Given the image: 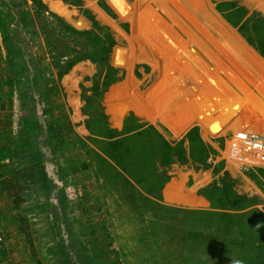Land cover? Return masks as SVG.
<instances>
[{"label":"rangeland","instance_id":"374dc122","mask_svg":"<svg viewBox=\"0 0 264 264\" xmlns=\"http://www.w3.org/2000/svg\"><path fill=\"white\" fill-rule=\"evenodd\" d=\"M42 1L51 11L82 30L92 27L91 21L81 13L80 7L88 9L102 26L111 31L114 38L116 31L119 32L118 39H122L120 30L127 34L131 30L134 36L132 23L136 11L148 0L134 8L130 23L115 21L118 18L108 0H82L81 6L62 0ZM238 1L250 12L261 13L247 0ZM262 2L264 0H255L258 4ZM92 3L98 7V12ZM210 3L213 12L222 18L223 15L216 11L213 0H210ZM153 6L156 7L154 3ZM36 12L37 7L31 0H0V106L4 102L1 99L6 101L7 98L11 100L10 109L17 105L20 111L18 124L21 125L17 134L5 133L7 137L4 138L1 133L3 125L0 124V175L24 179L19 180V183L8 180L1 183L10 195L9 203H6V199L3 200L4 207H11V220L17 221L16 227L14 223L10 226V235L19 236L12 246L8 239L0 243V252L3 253L0 264H178L182 256V249L178 245L180 237L178 236L175 244L161 239L156 246L152 240V227L148 218L135 210L131 202L124 200L119 192L106 190L103 181L96 178L94 168L84 167L85 162H90L91 156L80 147L76 139V135L82 138L90 135L85 124L88 115L83 112L87 104L82 99V91L88 89V94L92 93L94 80L100 76L99 69L97 64L90 60L82 61L58 80L52 65H46V61L44 62L47 52ZM160 13L168 19L163 12ZM223 21L234 33V37L244 43L258 59L246 39L224 19ZM204 22L206 24V21ZM117 44L128 48L125 43L120 44L116 40ZM109 64L118 69L121 78L119 68L110 60ZM135 75L143 82V90L150 87L156 79L155 75H151L147 64H138ZM261 80L264 82V76ZM122 89L129 93L126 87L118 86L106 102L105 99L102 101L109 125L119 128L116 126L130 115L140 122L147 120L152 124L148 120L150 116L144 113L146 110H127L126 102L116 110L117 123H112L110 101L114 100L111 98H114L116 91L121 90L119 92L123 93ZM131 95L132 100H138L136 93ZM236 106L239 108L237 104ZM220 109L225 111L223 107ZM235 111L237 109L232 106L230 117ZM245 112L256 117V120L243 121L241 115ZM5 117L10 118L9 114ZM250 125L260 126L261 130H255ZM158 129L170 141H179L185 136L184 134L182 138L175 139L168 130ZM236 129L264 132V121L247 108L240 112L220 135L210 136L199 127L201 137L215 147L216 155L210 158L208 164H200L193 161L187 152L184 156L176 157L172 164L193 165L197 169L211 171L214 179L210 184L232 183L241 195H246L242 193H247L254 187L262 196H246L256 198L258 207L264 210V174L260 172V168L252 171L243 168L239 160L232 163L230 148H224ZM221 140H224L223 146ZM222 159L225 160V166L221 169ZM172 164L169 166V174L179 181L172 171ZM243 183H248L246 192H241ZM16 191L20 192V200L17 199L19 196ZM0 196L4 198L3 195Z\"/></svg>","mask_w":264,"mask_h":264},{"label":"trees","instance_id":"16d2710c","mask_svg":"<svg viewBox=\"0 0 264 264\" xmlns=\"http://www.w3.org/2000/svg\"><path fill=\"white\" fill-rule=\"evenodd\" d=\"M31 1L37 7L36 15L47 50L44 62L52 65L58 80L82 61L90 60L99 69L100 76L94 80L92 93L88 94V89L82 91V99L87 104L83 110L88 115L85 124L90 135L87 138L76 135V139L91 156L84 167L94 168L96 178L103 181L106 190L119 192L135 210L148 218L156 246L161 239L175 244L180 237L178 245L182 256L178 264H233L236 260L242 264H264V210L258 207L256 198L246 196L261 197L259 190L255 191L253 187L242 193L246 195H241L232 183L185 182L187 176L184 175L179 176L178 181L168 173L167 167L176 157L187 152L200 164H208L216 155V150L201 137L199 127L191 128L179 141H170L158 128L168 130L172 138H180L166 126L156 125L151 118L148 120L155 126L147 120L140 122L133 115L124 119L121 128L109 125L102 101L110 88L122 79L118 86L126 87L131 94L136 93L143 83L135 75L136 66L147 64L151 75L155 68L153 56L131 30L129 34L120 30L122 39H118L119 32L115 31L118 43H125L128 48H116L112 60L110 55L116 40L88 9L80 7L92 27L82 30L49 10L42 0ZM62 1L82 5V0ZM143 1L108 0V4L118 18L115 21L130 23L134 8ZM213 2L223 17L264 56V15L250 12L238 0ZM109 60L119 68L121 78ZM241 116L243 121L256 120L248 112ZM250 127L261 130L260 126ZM201 134L203 136L202 131ZM221 144L224 145V140ZM224 166L225 160L222 159L220 168ZM260 172L264 174V169L260 168ZM255 178L258 180L256 175ZM16 192L20 200V193Z\"/></svg>","mask_w":264,"mask_h":264},{"label":"bare ground","instance_id":"6f19581e","mask_svg":"<svg viewBox=\"0 0 264 264\" xmlns=\"http://www.w3.org/2000/svg\"><path fill=\"white\" fill-rule=\"evenodd\" d=\"M247 1L264 14V2ZM223 22L210 0H148L138 8L132 23L134 36L153 56L156 79L136 92L137 101L130 92L116 91L110 101L112 123H117L116 110L125 102L127 110H146L156 125L167 126L177 138L196 125L210 136L220 135L247 108L264 121V82L257 79L264 76L262 61ZM251 86L262 95L257 97ZM232 106L237 111L230 117ZM246 130L258 132L236 129L234 139L227 141L232 163L238 161L231 151L233 142Z\"/></svg>","mask_w":264,"mask_h":264},{"label":"crops","instance_id":"0c3cea01","mask_svg":"<svg viewBox=\"0 0 264 264\" xmlns=\"http://www.w3.org/2000/svg\"><path fill=\"white\" fill-rule=\"evenodd\" d=\"M42 39H43V37H42ZM1 40H2V33L0 31V41ZM43 42H44V40H43ZM0 45L2 46V42H0ZM45 51L47 52V50H45ZM1 100H2V102L4 101L2 103V105L0 106V124L3 125L1 127V133L4 136V138H6L7 136H5V133H9L10 132L11 134L13 133L15 135V134H17L19 129H21V125L18 124V121L20 119V111H19V108L17 109V105H14V108L12 107V109L9 108V105H11L10 104L11 100L9 98H7L6 101L4 99H1ZM5 102L7 104H5ZM7 114H9L10 118L5 117ZM8 119H10L9 122H8ZM11 119H12V121H11ZM1 142H3L2 138H1ZM171 168H172V171L174 172V174L178 178H179V175H178L177 172L182 171V172L186 173L187 174V182L189 180H193L196 183H204V184H208L209 185L212 182V180L214 179V174L211 171L203 170V169L200 170V169H197L196 167H194L193 165H185L184 166L183 164L180 165V164L174 163V164H172ZM167 170H168V173H169V171H170L169 167H168ZM7 176H9V175H4L3 177H1V175H0V188L2 190L4 189V191H2L0 189V195L4 196V198H2L0 196V224H1V227H2V230H3V234L5 236V241L8 239V241L10 242V244L12 246V245L15 244V240L18 238L19 234L16 232L18 234V236L17 235L16 236H11L10 235V226L12 225V223H14V224L17 223V221L11 220V219H13L12 218L13 215H12L11 207L8 208L7 205H6V207H4L3 200L6 199V203H9L10 195L6 191L7 189H6L5 185L2 186L1 183L2 182L4 183L6 180L13 181V182L17 181L19 183L20 181H23L24 179L23 178H18L17 176H16L17 179L11 178V176H9V177H7ZM21 176H22V174H21ZM243 179L246 180L247 178H243ZM247 185H248V183L247 184L243 183V187H242L243 190L241 192H246L248 190V186ZM9 219H10V222H9ZM16 226L17 225L15 224V227ZM37 245H38V243H37ZM2 258H3V253L0 252V260ZM19 259H21V258L19 257Z\"/></svg>","mask_w":264,"mask_h":264},{"label":"built area","instance_id":"2783aa9c","mask_svg":"<svg viewBox=\"0 0 264 264\" xmlns=\"http://www.w3.org/2000/svg\"><path fill=\"white\" fill-rule=\"evenodd\" d=\"M235 135L233 134L230 139H234ZM237 139L238 141L233 142V152L236 155L234 157L241 162L242 167L245 169H264V132L242 131L238 133ZM243 152L247 154L246 157H243ZM4 241L5 236L0 224V243Z\"/></svg>","mask_w":264,"mask_h":264},{"label":"water","instance_id":"95a60500","mask_svg":"<svg viewBox=\"0 0 264 264\" xmlns=\"http://www.w3.org/2000/svg\"><path fill=\"white\" fill-rule=\"evenodd\" d=\"M220 15H222L218 10H216ZM227 23H229L224 17H222ZM229 25L232 27V29H235L236 31H237V33L243 38V39H245L240 33H239V31L233 26V25H231L230 23H229ZM208 30H210V29H208ZM246 41V43H248L247 42V40H245ZM223 42V41H222ZM225 42V41H224ZM249 44V43H248ZM250 45V47L253 49V52H255L256 53V55H258V57L260 58V60L262 61V63H263V66H264V56H262L251 44H249ZM119 47V44H117L116 46H114L113 47V49H112V52H111V57H112V60H114V53H115V50H116V48H118ZM114 65V64H113ZM115 66V65H114ZM257 79L258 80H261V78L260 77H257ZM121 83V81H118V82H116L111 88H110V90H109V92H108V94H106L105 96H104V99H105V102L109 99V97H110V95L112 94V92H113V90L117 87V85L118 84H120ZM238 94H241V92L239 91V90H237L236 88H235V86H233L232 87ZM251 88L254 90V94H256V96L257 97H260L262 94H261V92H258L259 90H257V88L255 87V86H251ZM243 96H244V94H243ZM244 98H245V96H244ZM123 121H124V118H123V120H122V122L119 124V125H117L116 127H119V128H121L122 126H123ZM115 124V123H114ZM190 130V129H189ZM188 130V131H189ZM187 131V132H188ZM186 132V133H187Z\"/></svg>","mask_w":264,"mask_h":264},{"label":"clouds","instance_id":"9594fccd","mask_svg":"<svg viewBox=\"0 0 264 264\" xmlns=\"http://www.w3.org/2000/svg\"><path fill=\"white\" fill-rule=\"evenodd\" d=\"M233 264H242V261L236 260V261H233Z\"/></svg>","mask_w":264,"mask_h":264}]
</instances>
